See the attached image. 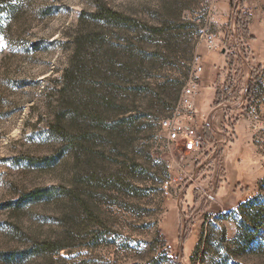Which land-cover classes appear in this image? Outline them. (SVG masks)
Instances as JSON below:
<instances>
[{"label":"rangeland","instance_id":"obj_1","mask_svg":"<svg viewBox=\"0 0 264 264\" xmlns=\"http://www.w3.org/2000/svg\"><path fill=\"white\" fill-rule=\"evenodd\" d=\"M218 2H0V264H264L239 208L264 204V0ZM204 31L232 72L192 153L161 121Z\"/></svg>","mask_w":264,"mask_h":264},{"label":"built area","instance_id":"obj_2","mask_svg":"<svg viewBox=\"0 0 264 264\" xmlns=\"http://www.w3.org/2000/svg\"><path fill=\"white\" fill-rule=\"evenodd\" d=\"M206 2H208L211 10L216 7L217 0H206ZM200 41L208 51H223L225 55L229 52L225 45L226 37L218 36L217 33L204 31L200 35ZM202 69L201 56L197 53L193 57V75L182 87L172 115L161 121V126L166 132L167 139L171 142L182 141L184 149L192 153H197L204 143L203 136L198 132V127L200 126L199 111L194 104V98L200 88L197 75ZM247 88L248 86L246 85L245 92ZM170 183L169 179L165 180L163 187L167 189Z\"/></svg>","mask_w":264,"mask_h":264},{"label":"crops","instance_id":"obj_3","mask_svg":"<svg viewBox=\"0 0 264 264\" xmlns=\"http://www.w3.org/2000/svg\"><path fill=\"white\" fill-rule=\"evenodd\" d=\"M224 0H219L218 4ZM204 45V44H203ZM205 47V46H204ZM201 61L203 63V69L199 73V92L194 98V104L201 119L209 118L211 120L219 113L218 108L212 109V101L214 100L217 86L223 83L224 79L231 73V65L225 54L216 55V53L208 52L202 49L199 53ZM231 68V69H230ZM222 110V109H221ZM219 117V116H218ZM224 115L222 114L218 120H222Z\"/></svg>","mask_w":264,"mask_h":264},{"label":"trees","instance_id":"obj_4","mask_svg":"<svg viewBox=\"0 0 264 264\" xmlns=\"http://www.w3.org/2000/svg\"><path fill=\"white\" fill-rule=\"evenodd\" d=\"M0 2H1V4H3L4 6H5V8H7L6 10H4L5 11V13H8L9 12V10H8V7L10 6L9 4H10V0H0ZM112 12H106L105 11V13L104 14H111ZM114 15V14H113ZM2 24H3V18L0 16V27L2 26ZM253 205H257V207L259 208V209H262V210H264V204L263 203H259V198L258 197H255V198H253L252 200H247V201H245L244 203H241L240 205H239V208L241 209V210H243L244 208H246V207H252ZM251 220V222L253 223V226H254V228H255V230H258V228H259V223L260 222H258V220L259 219H257V218H251L250 219ZM253 235V234H252Z\"/></svg>","mask_w":264,"mask_h":264}]
</instances>
